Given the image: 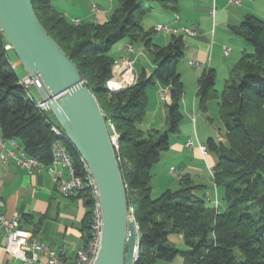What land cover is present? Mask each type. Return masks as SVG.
Here are the masks:
<instances>
[{"label":"trees","instance_id":"16d2710c","mask_svg":"<svg viewBox=\"0 0 264 264\" xmlns=\"http://www.w3.org/2000/svg\"><path fill=\"white\" fill-rule=\"evenodd\" d=\"M51 0H31L34 14L50 38L76 65L85 85L94 95L106 123H111L118 140V167L126 192L128 215L138 226L135 264H170L177 257L184 264H264V20L246 15L233 32L251 48L232 68L221 92L214 89V73L199 79L200 104L216 99L225 141H207V151L217 155L213 183L223 190L225 208L206 206L196 195L200 188L189 178L179 179L181 187L151 196L152 166L169 146V136L178 133L182 118L180 102L183 84L177 65L183 58L181 37L166 46L154 45L151 32H144L141 19L148 12L140 0H119L103 23L73 25L57 12ZM163 5L177 0H151ZM140 42L152 53L153 70L141 71L137 83L120 92H109L105 82L115 59L109 54L120 40ZM7 44L0 29V136L14 139L30 157L43 166L51 162L55 137L46 120L49 111L36 108L33 99L18 84L9 67ZM168 88L165 104L168 129L142 131L149 87ZM35 100V99H34ZM109 133L111 131L109 130ZM78 173L82 163L77 152L64 141ZM89 208L82 229L89 235L91 199L79 193ZM176 234L186 249L170 244Z\"/></svg>","mask_w":264,"mask_h":264},{"label":"crops","instance_id":"0c3cea01","mask_svg":"<svg viewBox=\"0 0 264 264\" xmlns=\"http://www.w3.org/2000/svg\"><path fill=\"white\" fill-rule=\"evenodd\" d=\"M113 2L114 0L50 1L51 6L67 21L79 19L80 23L107 21L119 5V0L115 4ZM147 8L148 12L141 19L145 21L142 29L144 32H151L150 39L154 45L163 47L174 38L182 39L183 58L177 65V72L184 87L178 133L169 136V148L162 152L159 161L150 170L151 195L152 191L179 189L181 183L171 173L176 170L189 178L193 185L200 186L195 193L205 200L207 207L219 209V192L217 187L213 188L212 178L217 155L208 150L207 156L203 158L196 146L197 143L207 145L209 139L217 141V136L225 139V130L221 131L223 125L218 116V105L210 100L204 105L200 104L197 96L198 82L204 73L212 70L215 75L214 85L219 81L224 85L242 54L248 53V49L252 52V48L233 30L246 15L264 20V0H177L172 5L153 1ZM146 16H150L149 19H145ZM159 26L166 27L168 31L156 30ZM184 28L194 29L195 34L185 33ZM128 43L125 39L120 40L111 47L109 54L118 55L114 57L115 61L123 57L133 60L138 75L142 70L149 75L154 68L152 53L140 42L132 44L133 52H127L125 45ZM225 48L229 49L227 55L224 54ZM145 52L151 55V59H148L146 67L139 70L137 63L141 56L147 59ZM10 63L15 65L14 70L21 66L19 61L10 59ZM154 88L157 98L162 100L160 90L166 87L157 85ZM162 102L164 103L163 100ZM165 104L154 106L157 120L153 116L150 120L151 127L142 128L139 124L138 127L142 131H160V123H167ZM187 141H192L194 146L186 147ZM6 147L10 148L8 142ZM88 209L82 197L62 196L45 169L38 173H28L13 163H0V213L7 218L17 215L20 227L54 250L64 262H73L76 252L88 239L89 235L82 229ZM1 241L0 236V243ZM0 264L23 263L0 250ZM179 264L184 263L181 261Z\"/></svg>","mask_w":264,"mask_h":264},{"label":"water","instance_id":"95a60500","mask_svg":"<svg viewBox=\"0 0 264 264\" xmlns=\"http://www.w3.org/2000/svg\"><path fill=\"white\" fill-rule=\"evenodd\" d=\"M0 29L24 71L36 79L54 121L87 165L102 216L93 264H131L138 232L108 126L78 68L38 22L31 0H0Z\"/></svg>","mask_w":264,"mask_h":264},{"label":"built area","instance_id":"2783aa9c","mask_svg":"<svg viewBox=\"0 0 264 264\" xmlns=\"http://www.w3.org/2000/svg\"><path fill=\"white\" fill-rule=\"evenodd\" d=\"M71 23L77 25L80 23V20L73 19ZM156 30L168 31L166 27L162 26L157 27ZM183 31L189 35L195 34L194 29L184 28ZM4 49L10 50L11 47L7 43ZM125 50L127 52H133L134 47L131 43H128L125 45ZM228 51L229 49L225 48L224 54L227 55ZM9 67L14 70L15 65L9 62ZM137 80L138 74L135 71L134 61L127 57H123L116 60L112 65L111 76L106 80L105 88L109 92H120L134 86ZM18 84L26 92L27 96L33 99L36 108L41 111H49L47 102L43 99L42 95L41 99L34 100L33 96L29 93L31 87H37L35 78L26 74L22 76V78H19ZM160 95L164 103H169L170 96L168 88L161 89ZM46 122L49 125L50 132L55 137L51 145V162L49 165L44 167L39 160L28 156L14 139H5L2 136H0V163H13L26 170L28 173H38L42 169H45L54 186L64 197H71L79 193H88L92 203L88 239L76 252L73 262L67 263L61 260L60 256L54 250L33 238L28 231L22 229L19 225L17 215L7 218L0 213V236L2 237L0 250L23 264H93L99 248L102 227L98 188L87 165L81 158L82 172H77L73 159L69 155L64 144V141H67V139L62 129L55 121L52 123L50 120H46ZM107 126L108 130L111 131L110 138L116 155V153L118 154L119 135L115 132L111 123H107ZM216 140L220 143L224 142V139L220 136H217ZM7 142L10 144V148L6 147ZM193 146L192 141L186 142V147L192 148ZM196 148L203 158L207 156L208 151L206 145L197 143ZM116 159L117 161L119 160L118 155ZM171 173L178 179L183 177L182 174L176 170L171 171ZM215 187L216 186L213 184V188ZM128 218L135 222L129 215ZM135 225L138 232L136 222ZM137 259V247H135L131 264H135Z\"/></svg>","mask_w":264,"mask_h":264},{"label":"rangeland","instance_id":"374dc122","mask_svg":"<svg viewBox=\"0 0 264 264\" xmlns=\"http://www.w3.org/2000/svg\"><path fill=\"white\" fill-rule=\"evenodd\" d=\"M117 0H114L113 4L116 3ZM143 6L145 7H148L151 3H153V1L151 0H140V2ZM116 6V5H115ZM118 6H116L117 8ZM115 8V9H116ZM115 9L112 11V13L115 11ZM58 12V11H57ZM60 13V12H59ZM111 13V14H112ZM110 14V15H111ZM148 17V18H147ZM150 16H146L145 19H149ZM72 21V20H71ZM145 24V21H141V27L143 28ZM145 27V26H144ZM144 29V28H143ZM119 42V41H118ZM116 44V43H115ZM114 44V45H115ZM248 53L247 54H251V49H248L247 51ZM146 53V56H147V59L143 58V56L140 57V59L138 60V63H137V68L139 70H141V67H146L147 66V61L148 59L150 60L151 59V55L148 53V52H145ZM8 56L9 58L11 59V61H18L14 51L11 49L8 51ZM118 55H115V54H112V57H116ZM183 63V62H182ZM181 63V64H182ZM16 75L18 76V78H22V76L26 73L24 71V69L20 66L19 68H17L16 70H14ZM183 84V83H182ZM214 89L217 91V92H221V90L223 89V83L221 81L219 82H216V84L214 85ZM156 90L154 87H149L147 89V96H148V99H147V102H148V105L146 107V113H145V116H144V121H142L139 126H141L142 128H145L146 126L148 127H151V121L153 119V116L156 118L157 120V114L154 115V110H155V105L158 104L160 105L161 103L164 104L162 102V100H159V98H157V95L155 94ZM183 92H184V87H183ZM29 93L31 94V96H33V98L35 100H39L41 99V93H39L37 87H31L30 90H29ZM161 99V97H160ZM210 101H212L214 104H217V100L216 99H210ZM155 102V103H154ZM162 108V106H161ZM165 111V114L167 115V111H166V108L164 109ZM159 126V125H158ZM158 129L160 130V132H165L167 129H168V125L167 123H165L164 121H162V123H160V127H158ZM223 126L221 127V131L223 132ZM223 138V137H222ZM224 139V138H223ZM225 141V140H224ZM218 192H219V203H220V206H219V211H222L224 208H225V202L223 200V190L222 188L218 187ZM162 193L161 192H154L152 191V197L153 198H156L158 197L160 194ZM168 241L170 244L174 245L177 249L179 250H184L186 249V246L185 244L183 243V241L179 238L178 235L176 234H170L169 237H168ZM181 262V258L180 257H177L174 262L170 263V264H179Z\"/></svg>","mask_w":264,"mask_h":264}]
</instances>
